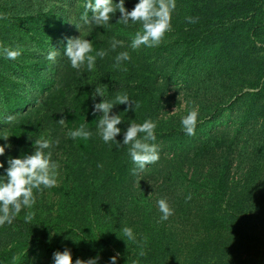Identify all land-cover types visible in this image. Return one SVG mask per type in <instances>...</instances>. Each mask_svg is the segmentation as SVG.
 <instances>
[{
    "label": "trees",
    "instance_id": "obj_1",
    "mask_svg": "<svg viewBox=\"0 0 264 264\" xmlns=\"http://www.w3.org/2000/svg\"><path fill=\"white\" fill-rule=\"evenodd\" d=\"M137 2L126 0V7L132 10ZM85 3L0 0V46L22 51L15 60L0 55V135H12L4 156L32 153L42 136L58 139L53 155L65 157L68 173L84 176L73 178L71 191L66 181L51 191L68 199L79 192L77 203L89 202L90 213L72 233L60 236L56 224H41V214L20 212L0 226V237L24 230L25 238L0 249V264H53L54 252L65 249L73 264L98 254L99 264H110L117 253L118 264H264V0H176L172 30L158 46L136 50L130 45L139 22H118L117 11L107 30L86 23ZM188 16L198 17L197 23H188ZM87 27V34H79L108 52L91 72L73 69L63 54L67 39ZM113 38L124 46L111 51ZM53 48L54 63L43 56ZM120 51L132 59L116 67ZM96 85L106 100L127 94L138 102L136 112L114 107L122 130L130 122L156 123V163L141 170L128 146L103 142L93 122L102 113L91 111ZM175 88L196 96L215 93V100L204 101L212 109L198 120L193 136L184 134L181 119L167 116ZM82 123L91 138H69ZM123 134L117 136L121 142ZM113 195L119 196L114 206ZM160 199L174 209L166 221L160 219ZM101 208L103 215L93 219ZM125 226L133 228L135 243L123 240ZM141 248L144 256L138 255Z\"/></svg>",
    "mask_w": 264,
    "mask_h": 264
},
{
    "label": "clouds",
    "instance_id": "obj_2",
    "mask_svg": "<svg viewBox=\"0 0 264 264\" xmlns=\"http://www.w3.org/2000/svg\"><path fill=\"white\" fill-rule=\"evenodd\" d=\"M177 7L176 0H138L135 7L129 10L126 7V0H86L82 19L88 23L92 22L98 27H107L112 21L114 14L119 11L121 14L118 22L125 25L140 23L141 30H138L131 42V49L136 50L141 46L153 48L161 43L166 32L172 30L173 13ZM91 13V16L89 15ZM186 20L190 24H195L198 17L188 16ZM78 26V25H77ZM79 27V26H78ZM123 42L115 38L111 41V51H116L118 47H123ZM22 54L19 48H9L0 46V55L6 59L15 60ZM58 50L53 48L47 54V59L53 63L56 61ZM64 56L70 62L73 69L93 71L96 67L97 59H103L108 52L104 49H94L89 39L69 37L63 50ZM132 57L128 51H120L115 57V66L120 67L123 62L131 61ZM94 101L91 111L93 116L102 113L96 123L97 132L104 143L115 142L118 147L128 146V155L137 167L143 170L146 166L156 163L159 158V147L155 143L156 123L153 120H145L143 123L129 124L126 130H122L120 125L123 121L120 114L113 113L116 105H126L125 111H135L139 107L138 102L131 99L127 94L117 95L113 100L105 99V92L96 85L91 94ZM97 96L102 99L96 102ZM13 118L8 117L9 122ZM199 120V113L193 109L186 116L182 117V131L185 135L196 134V127ZM65 119H60V124L65 123ZM124 131L122 142L117 136ZM12 135H0V157L4 156L6 150L12 148L9 138ZM67 136L73 140L80 139L87 141L91 138L92 132L87 124H80L76 129L70 130ZM31 138V137H30ZM59 140L40 137L33 143L34 151L30 154H22L18 157H9L8 167L5 173L0 175V226L11 224L18 214L25 208H32L36 203V192H43L44 189L58 187L59 164L53 160L52 148L58 145ZM5 162L0 160V168H4ZM189 193L185 200H191ZM161 221H166L173 215L174 209L170 207L166 199L157 201ZM31 220V216L26 217ZM123 240L136 242L137 236L131 227H123ZM139 256H144L145 252L141 248ZM119 253L110 258V264H118ZM99 254L87 260L77 258L75 264H99ZM53 264H73V255L69 249L56 251L53 254Z\"/></svg>",
    "mask_w": 264,
    "mask_h": 264
},
{
    "label": "rangeland",
    "instance_id": "obj_3",
    "mask_svg": "<svg viewBox=\"0 0 264 264\" xmlns=\"http://www.w3.org/2000/svg\"><path fill=\"white\" fill-rule=\"evenodd\" d=\"M48 1V0H46ZM90 27L83 28L81 31L80 29H77L76 32L78 34H87L89 32ZM79 34V35H80ZM74 37V36H73ZM43 56L47 57V53L44 52ZM187 90H182L180 88H175L172 92V103L169 107L166 108L167 116L182 119V117L186 116L190 111L193 109L197 110L199 113V119L207 116L212 109V107L204 106V101H207L211 98L215 100V93L211 92L209 90L205 91L204 93L201 92V95L196 96L195 91L184 93ZM209 108V109H207ZM222 120H226L227 117L223 115ZM202 120V119H201ZM209 126H206L208 128ZM221 125H219V121H216L215 129H219ZM204 132V130L200 131V133ZM1 160V159H0ZM8 160L4 156L3 161ZM53 160H55L59 164V178H58V187L59 188L63 182H65V186H68V190H72L74 188L73 178H78V180H81V178L84 176H76L72 175L71 173H68V170L66 169V163L65 157L63 155L54 154ZM78 162V161H77ZM5 165V164H4ZM6 167L0 168V175H3L5 173ZM66 186V187H67ZM84 187V185H82ZM34 194L36 196V203L32 208H25L22 209L21 213L22 216L25 215V212H30L32 216L35 214H41L42 221L46 225H52L56 224V228L60 229V231L56 232V229L52 231L54 234H58L60 236H64L67 233H72V228H77V224L81 223L84 217L90 215L88 210V203H85V201L82 199L78 203L76 201L77 196L79 195V192H76L74 197L71 199L65 198L64 194L61 193L60 195L57 192L51 191V189H44L43 192H36L34 190ZM119 198V196L114 197L110 196V200L112 201V205L114 206L116 199ZM128 206V205H126ZM127 209V207L125 208ZM147 208L144 207L143 216H145ZM104 210L103 208L98 210V214L93 215V219H96L97 217H100L99 214L102 216ZM20 213V214H21ZM79 230V229H78ZM77 230V231H78ZM22 232L24 230H21ZM72 231V232H71ZM22 232L13 231V230H7L0 237V249L6 247L8 244H10L12 241L20 238H25V235L22 234Z\"/></svg>",
    "mask_w": 264,
    "mask_h": 264
}]
</instances>
